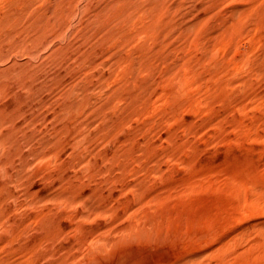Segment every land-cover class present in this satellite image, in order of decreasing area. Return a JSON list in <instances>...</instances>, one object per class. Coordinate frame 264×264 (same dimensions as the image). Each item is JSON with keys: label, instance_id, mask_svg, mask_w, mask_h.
I'll return each mask as SVG.
<instances>
[{"label": "rangeland", "instance_id": "374dc122", "mask_svg": "<svg viewBox=\"0 0 264 264\" xmlns=\"http://www.w3.org/2000/svg\"><path fill=\"white\" fill-rule=\"evenodd\" d=\"M75 1L0 0V264H264V0Z\"/></svg>", "mask_w": 264, "mask_h": 264}, {"label": "bare ground", "instance_id": "6f19581e", "mask_svg": "<svg viewBox=\"0 0 264 264\" xmlns=\"http://www.w3.org/2000/svg\"><path fill=\"white\" fill-rule=\"evenodd\" d=\"M75 0H67V7H68V9H67V16H68V18H70V17H72L71 15L73 14V9H74V6H73V3H75L74 2ZM182 1V0H181ZM180 1V2H181ZM185 1V0H184ZM189 1V0H188ZM194 1V0H193ZM223 1H225V0H195V2H194V6L196 7H209L210 8V5L212 6V8L213 7H217V5L218 4H220V2H223ZM225 3V2H224ZM76 4V3H75ZM132 4H134L133 3V0H114L113 2H111L110 3V6L113 8H115L116 10H117V15L118 16H127L128 15V10L130 9V7H132ZM191 4H193V3H191ZM222 4V3H221ZM183 5V4H182ZM192 7V6H191ZM98 9V8H97ZM132 9H133V7H132ZM131 9V10H132ZM176 9V8H175ZM194 9V8H193ZM196 9V8H195ZM214 9V8H213ZM214 10H216V9H214ZM213 10V11H214ZM108 11V10H107ZM233 11V10H232ZM78 13V12H77ZM170 14V13H169ZM77 15V14H76ZM116 15V14H115ZM178 16V15H177ZM219 17V16H218ZM190 18V17H189ZM88 19V18H87ZM84 22V21H83ZM105 23V22H104ZM90 25V24H89ZM70 26V25H69ZM105 26V25H104ZM71 27V26H70ZM94 29H95V27H94ZM69 30V29H68ZM92 30V29H91ZM153 222V221H152ZM151 225V224H150ZM143 226H144V224H143ZM133 227V226H132ZM158 227H161L160 225H158ZM138 228H140V227H138ZM150 228V227H149ZM152 228V227H151ZM128 230V229H127ZM147 230H149L150 231V229H146V231ZM161 230H162V227H161ZM160 230V232L162 233V231ZM132 232H133V230H131ZM138 231V230H137ZM145 230H143V231H141V232H144ZM153 230L151 229V232H152ZM158 231V230H157ZM157 231H154V232H157ZM177 231H178V229H177ZM187 231V230H186ZM189 231V230H188ZM140 232V231H139ZM140 232V233H141ZM151 232H150V235H151ZM172 232V231H171ZM180 232V231H179ZM149 233V232H148ZM153 233V232H152ZM161 233H158L159 235L161 234ZM173 233H175V237H176V234L178 233V232H176V231H174ZM172 233V234H173ZM182 233V230H181V232H180V234ZM183 233H184V231H183ZM188 234H190L191 235V237H192V235H194V232L191 234V232L189 233V232H187ZM125 234H126V232H125ZM186 234V233H185ZM123 235H124V233H123ZM129 235V234H128ZM130 235H131V233H130ZM140 235V234H139ZM142 235V234H141ZM149 235V234H148ZM147 235V236H148ZM152 235H154V234H152ZM168 235V234H167ZM179 237L181 236V235H179V234H177ZM184 235V234H183ZM187 235V234H186ZM200 235V234H199ZM199 235H197L198 237H199ZM127 236V235H126ZM133 236V235H132ZM132 236L130 237V240H131V238H132ZM134 236L137 238V236L135 235V233H134ZM133 236V237H134ZM144 236L146 237V233H144ZM155 236H158V235H154V237ZM161 236V235H160ZM171 237L173 236V235H170ZM143 239H146L145 237H143V236H141ZM159 237V236H158ZM157 237V238H158ZM167 237V236H166ZM169 237V236H168ZM171 237H169L170 238V240H171ZM191 237L189 238L188 237V240L189 239H191ZM121 238V237H120ZM135 238V239H136ZM152 238H153V236H152ZM151 237H150V239H152ZM156 238V237H155ZM156 238V239H157ZM177 238V237H176ZM187 238V237H186ZM192 238H194V236L192 237ZM138 239H140V238H138ZM143 239H141L142 241H146V240H143ZM149 239V240H150ZM156 239H154L153 238V243H156ZM162 239H163V236H162ZM167 239V238H166ZM173 239H175L174 238V236L172 237V240ZM200 239V238H199ZM120 240V239H119ZM137 240V239H136ZM135 240V241H136ZM164 240H165V237H164ZM169 240V239H168ZM98 241V240H97ZM116 241V240H115ZM134 241V242H135ZM159 241H161V240H159V238H158V242ZM192 241V240H191ZM190 241V242H191ZM128 242V241H127ZM137 242H140V241H138L137 240ZM164 242H166V241H164ZM187 242V241H186ZM133 243V242H132ZM151 243H152V240H151ZM161 243V242H160ZM168 243H171V242H168ZM167 242L166 243H163V247H164V244L166 245V244H168ZM192 243V242H191ZM195 243V242H194ZM97 244V243H96ZM101 244V243H100ZM112 244V243H111ZM122 244V243H121ZM121 244H119V246H121ZM136 244V243H135ZM141 244H143V242H141ZM157 244V243H156ZM176 244H178V243H176ZM176 244H175V247H176ZM126 245H127V243H126ZM125 245V246H126ZM150 246H152L151 244H149ZM158 245V247L157 248H160L159 247V244H157ZM160 245H162V244H160ZM170 245H172V243L170 244ZM169 245V246H170ZM180 244H178V246H179ZM230 245V244H229ZM135 246V245H134ZM137 246V245H136ZM139 246V245H138ZM123 247V246H122ZM122 247H120V248H122ZM183 247H184V245H183ZM197 247V246H196ZM195 247V248H196ZM231 247V246H230ZM111 247H109V249H110ZM127 248V247H126ZM152 248V247H151ZM162 248V247H161ZM165 248H166V246H165ZM165 248H164V250H165ZM167 248H170L171 249V246L170 247H167ZM166 248V249H167ZM185 248V247H184ZM96 249H98V248H96ZM102 249V248H101ZM107 249V248H106ZM170 249H168L169 251H170ZM173 249V248H172ZM181 249V248H180ZM192 249H193V247H192ZM158 250V249H157ZM105 251V250H104ZM192 251V250H191ZM101 252H102V250H101ZM180 252V251H179ZM103 253V252H102ZM107 253V252H106ZM92 255V254H91ZM178 255V254H177ZM177 255H175V256H177ZM181 255V254H180ZM91 257V256H90ZM174 257V256H173ZM177 257H179V255L177 256ZM254 257V256H253ZM92 258H93V256H92ZM182 258V257H181ZM181 258L180 259H175V261H177V260H181ZM189 258H191V256L189 257ZM189 258H187V259H189ZM171 258H168L166 261H167V264H168V261L170 260ZM172 260H174V259H172ZM191 260H192V258H191ZM148 262V261H147ZM163 262H165V261H163ZM184 262V261H183ZM192 262V261H191ZM190 262V263H191ZM197 262V261H196ZM155 263L157 264V262L155 261ZM155 263H153V264H155ZM170 263H172V262H170ZM173 263H175V262H173ZM194 263V262H193ZM149 264H152V262H150ZM187 264V263H186ZM218 264V263H217Z\"/></svg>", "mask_w": 264, "mask_h": 264}]
</instances>
